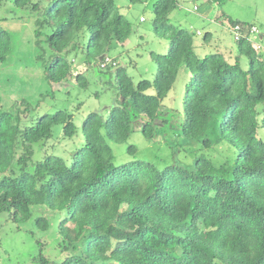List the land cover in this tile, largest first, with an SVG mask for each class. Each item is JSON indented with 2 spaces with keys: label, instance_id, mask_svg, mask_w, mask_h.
<instances>
[{
  "label": "trees",
  "instance_id": "16d2710c",
  "mask_svg": "<svg viewBox=\"0 0 264 264\" xmlns=\"http://www.w3.org/2000/svg\"><path fill=\"white\" fill-rule=\"evenodd\" d=\"M13 2L38 13V32L50 29L46 41L53 52L40 58L51 82L74 77L87 88L84 72L73 73L69 53L81 50L86 66H100L113 44H124L133 32L117 0ZM179 4H153L152 31L159 37L173 33L166 54L151 52L153 80L132 87L127 68L110 64L115 102L105 113L95 110L84 118L85 139L65 149V156L45 152L33 160L56 124L74 139L78 128L71 112L60 109L31 121V104L22 101L24 108L4 109L0 95V213L27 220L36 212V225L43 230L59 218L62 258L40 251L39 264H264V138L258 133L264 130V57L247 38L235 40L228 53L217 49L199 56L197 31L171 17ZM9 40L0 24V61L11 51ZM184 69L189 78L183 135L211 146L206 132L218 117L224 138L239 149L236 163L216 165L201 155L190 166L174 163L160 169L146 160L116 165L107 139L125 143L139 118L152 140L165 114L163 101ZM136 149L128 147L132 154Z\"/></svg>",
  "mask_w": 264,
  "mask_h": 264
},
{
  "label": "rangeland",
  "instance_id": "374dc122",
  "mask_svg": "<svg viewBox=\"0 0 264 264\" xmlns=\"http://www.w3.org/2000/svg\"><path fill=\"white\" fill-rule=\"evenodd\" d=\"M155 1L117 0L120 12L132 22L133 32L124 44L115 42L109 55L127 68L132 87L142 79L153 80L156 64L151 52L166 54L169 38L173 35L169 33L159 37L152 31ZM195 6L197 9H194ZM174 10L178 14V19L172 16L175 24L188 28H192V25L203 33L196 36V52L199 56L217 51L220 38L221 42L231 38L222 27H215L214 21L210 19H215L217 15L226 23L233 19L256 24L261 33H264V0H223L221 3L212 0H180ZM206 12L210 20L202 19V14ZM38 17V13L16 6L13 0H5L0 6V24L9 31L11 45L7 59L0 61V95L3 107L24 108L21 102L26 101L31 104L27 112L31 121L44 114H54L57 110L66 109L73 114L78 133L73 140L66 138L63 125L56 124L53 127V136L45 142L43 151L36 149L34 161L43 158L45 152L65 156V149L81 145L85 139V133L82 131L84 118L95 110L105 113L116 99L114 68H89L84 63L81 50L70 52L69 59L73 62L74 74L84 72L89 81L87 88H81L74 77L62 83L47 80L40 55L42 53L47 58L53 52L46 41L50 29L46 27L42 32H38ZM207 31H213L214 35L204 47L201 44ZM258 42L262 45L260 53L264 57V37H260ZM243 66L247 67V62ZM188 78V70L184 69L176 86L164 99L162 110L165 114L161 118L162 122L157 124L152 140L141 130L139 118H135L133 131L125 143L107 139L112 147L116 165L146 160L160 169L174 163L190 166L201 155L210 158L216 165L225 162L236 163L239 149L224 138L218 117L212 120L206 132V136L212 140L211 146H206L203 139L187 140L183 135L181 122ZM258 133L264 138V130L261 127ZM131 144L137 148L135 154L128 151ZM46 214L54 217L51 212ZM36 215L35 212L27 220H15L12 212L0 213V264H39L36 256L40 251L58 260L62 258L58 248L59 236L56 234L59 218H53L50 228L43 230L36 225Z\"/></svg>",
  "mask_w": 264,
  "mask_h": 264
},
{
  "label": "built area",
  "instance_id": "2783aa9c",
  "mask_svg": "<svg viewBox=\"0 0 264 264\" xmlns=\"http://www.w3.org/2000/svg\"><path fill=\"white\" fill-rule=\"evenodd\" d=\"M231 33L234 40L238 41L242 38H247L256 50L260 51L262 49V45L258 42L261 37V29L258 25L251 23L244 26L241 23H236L231 26ZM110 64L115 66L118 62L109 55L100 62L102 68H107Z\"/></svg>",
  "mask_w": 264,
  "mask_h": 264
},
{
  "label": "crops",
  "instance_id": "0c3cea01",
  "mask_svg": "<svg viewBox=\"0 0 264 264\" xmlns=\"http://www.w3.org/2000/svg\"><path fill=\"white\" fill-rule=\"evenodd\" d=\"M195 7H197V6H195ZM195 7H194V9H195ZM197 9V8H196ZM174 17L175 19H178V18H176V17H178V14L176 13V11L174 10L173 12H172V14H171V17ZM179 16H180V14H179ZM173 17H172V19H173ZM219 15H217V17L215 18V19H213V18H210L212 21H214V25H215V27H222L223 28V30L224 31H226L227 33H229V35H230V39H224L223 40V42H221V39L222 38H220V41H219V44H218V48L217 49H220V50H223V51H225L226 53H228V52H230L231 51V48L232 47H234V44H235V40H234V38H233V35H232V33H231V24H230V22H228V23H226V22H224V21H222L221 19H219ZM202 19H206V20H210L209 19V17H208V12H206V14H202ZM174 20V19H173ZM217 23H216V22ZM229 21V20H228ZM190 27H192L193 29H195L192 25L190 26ZM196 30V29H195ZM222 30V31H223ZM197 33L199 34V35H201V34H203L202 32H201V30L200 29H198L197 28ZM212 35H214L213 34V31H207L205 34H204V37H205V40L203 41V43L201 44V46H206L208 43H209V38L210 37H212ZM264 37V33H261V38H263Z\"/></svg>",
  "mask_w": 264,
  "mask_h": 264
}]
</instances>
